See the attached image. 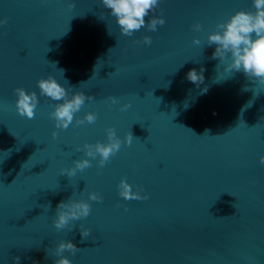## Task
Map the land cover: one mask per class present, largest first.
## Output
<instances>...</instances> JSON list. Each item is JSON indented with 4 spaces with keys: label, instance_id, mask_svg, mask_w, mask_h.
<instances>
[{
    "label": "water",
    "instance_id": "obj_1",
    "mask_svg": "<svg viewBox=\"0 0 264 264\" xmlns=\"http://www.w3.org/2000/svg\"><path fill=\"white\" fill-rule=\"evenodd\" d=\"M72 2L69 10L68 0H0L8 20L0 26V264L15 255L53 264L46 249L61 240L80 249L63 253L72 264H264V85L225 72L230 56L211 59L215 46L205 45L217 22L251 10V0H160L150 16L165 23L132 37L100 0ZM201 67L196 86L186 73ZM49 75L69 97L94 98L74 114L95 113L94 123L55 128L49 113L59 102L36 86ZM17 87L37 94L34 118L16 112ZM109 96L119 103L109 106ZM108 127L121 141L130 132L132 144L103 168L91 160L61 175L90 159L77 146L107 142ZM122 178L148 199L119 197ZM90 191L101 202L88 201V217L57 231V204ZM80 228L91 231L83 241Z\"/></svg>",
    "mask_w": 264,
    "mask_h": 264
},
{
    "label": "clouds",
    "instance_id": "obj_2",
    "mask_svg": "<svg viewBox=\"0 0 264 264\" xmlns=\"http://www.w3.org/2000/svg\"><path fill=\"white\" fill-rule=\"evenodd\" d=\"M104 9L109 10V15L115 19L121 35L132 37L135 32L145 28L148 31L155 32L158 25H163L165 20L163 16L151 15L159 6L160 0H100ZM75 4L68 0L67 8L73 9ZM104 13H100L102 19ZM148 17L146 22L145 18ZM7 18H0V26L7 25ZM215 30L206 36L205 45L215 46L211 59H219L220 62L226 56H230V62L225 66L224 71L228 73L242 72L248 80L254 84L264 85V0H251V10H240L230 15L227 20L217 22L214 25ZM193 31L202 30V25L197 22L192 25ZM140 43V41H134ZM142 43L151 45L150 36H143ZM194 45H200L201 40L193 38ZM204 68L199 71L192 68L186 73V79L192 84L199 86L204 81ZM41 96H45L53 101H58L53 110L49 113L50 118L54 121L57 129H67L75 123L76 126L85 123L92 124L96 121L95 113H85L82 119L76 118L74 114L79 112L85 101H92V96H86L81 91L72 93L69 97L68 91L59 84L51 75L47 78H40L36 81ZM248 91L247 87L242 89ZM207 92V88L201 89V94ZM15 95L16 112L28 119L34 118L35 109L38 104L37 94L35 92H26L24 88L17 87L13 89ZM109 106L119 103L118 99L113 96L107 98ZM131 105L122 104L120 111L127 110ZM52 137L55 138L57 133L53 131ZM106 143L97 141L95 144L84 143L77 146V152H83L85 157L90 159L73 160V167L61 169L60 174L69 178L76 175L77 171H83L90 168L91 160H96L97 167L103 168L110 159L120 151L123 145L130 146L133 141V135L126 132L121 141L112 127L105 129ZM97 157L99 159L97 160ZM259 163L264 165V155L259 157ZM143 189L133 190V186L120 179L117 185L119 197L124 200H147L148 195H141ZM83 196V193H82ZM102 197L96 192H88L87 198L67 201H61L56 206L55 219L52 221L53 227L59 231L67 227L70 222L86 218L90 215L91 207L88 201L101 202ZM127 210V209H125ZM82 241L90 236V229L80 228ZM80 249L70 240H61L54 248L46 249L47 254L51 257H58L53 260V264H72L63 253L67 252L74 255ZM12 264H20L21 257L15 255L12 258Z\"/></svg>",
    "mask_w": 264,
    "mask_h": 264
}]
</instances>
